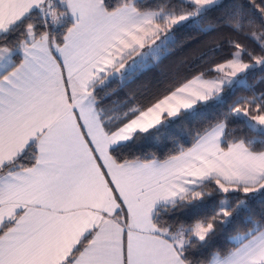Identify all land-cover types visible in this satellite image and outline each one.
<instances>
[{
    "label": "snow or ice",
    "instance_id": "snow-or-ice-1",
    "mask_svg": "<svg viewBox=\"0 0 264 264\" xmlns=\"http://www.w3.org/2000/svg\"><path fill=\"white\" fill-rule=\"evenodd\" d=\"M219 0H0V264H205L217 231L264 198V0L227 28L241 39L148 103L123 91L173 55L176 33ZM260 31L250 30L256 21ZM208 28L204 31L210 32ZM243 40L251 41L249 49ZM208 54H201L205 61ZM240 97L189 124L163 158L126 155L136 140ZM239 122L248 134L231 127ZM190 137V142L187 140ZM244 193V197L234 196ZM218 200L211 216L198 210ZM187 210L180 219L177 213ZM206 264H264V216Z\"/></svg>",
    "mask_w": 264,
    "mask_h": 264
},
{
    "label": "trees",
    "instance_id": "trees-1",
    "mask_svg": "<svg viewBox=\"0 0 264 264\" xmlns=\"http://www.w3.org/2000/svg\"><path fill=\"white\" fill-rule=\"evenodd\" d=\"M249 0H223L220 2L222 7L208 13L205 17L199 20L198 23H189L187 27H182L176 33V39L178 41L174 53L167 60H165L158 68L153 71H147L144 75L140 76L135 83H131L128 87H125L123 91H119V84H114L112 87L117 90V94L120 98L134 94L139 102L148 104L155 95L162 92L168 87V80L178 77L184 78L194 73H198L208 62L218 60L221 57L227 55L226 50H221L219 54H213L210 50L215 48H221L225 46V41L228 39H241L240 36L234 35L227 28L226 19L235 11H241L246 15V19L251 18L247 15L248 9L245 7ZM213 29L210 32H205L204 29ZM250 30L260 31V22L256 21L255 25ZM243 43L249 49H254L255 45L248 40H243ZM207 53V59L201 61V54ZM248 88L255 90V92H264V83L261 82V74L259 72L250 74L247 77ZM251 92L240 87L236 90L234 95H228L226 97V103H222L218 106L212 105L209 102V106L201 107L199 112L189 120L184 121L182 124L173 125L172 128L166 129L158 133L155 137L145 139L141 138L135 141L132 146L127 150L126 155H151L155 154L161 158L166 156L169 151L172 150L174 142L179 140L181 143L184 141L180 139L183 136L185 129L189 124L193 127L205 125L209 121L217 118L222 112H224L234 100L240 97H250ZM231 127L235 129L238 134L245 135L247 130L239 122H232ZM190 137L187 140L190 142ZM244 193H236L234 196L244 197ZM250 197L255 199L249 200L250 212L243 214L241 219H238L228 228L227 231L220 229L217 231L216 236L206 250H200L198 253L199 258L205 262L210 260L213 254L218 253L220 256L227 255L228 252L235 249V243L233 237L237 235H244L246 231L251 227L242 221H246L251 216L254 222L260 221L261 216H264V198L259 196V193H250ZM219 201L212 200L206 201L205 204L198 210V214L201 216H211L217 208ZM187 210H181L177 213L178 218L183 219L189 215Z\"/></svg>",
    "mask_w": 264,
    "mask_h": 264
},
{
    "label": "rangeland",
    "instance_id": "rangeland-1",
    "mask_svg": "<svg viewBox=\"0 0 264 264\" xmlns=\"http://www.w3.org/2000/svg\"><path fill=\"white\" fill-rule=\"evenodd\" d=\"M221 1H223V0H219V2H221Z\"/></svg>",
    "mask_w": 264,
    "mask_h": 264
}]
</instances>
